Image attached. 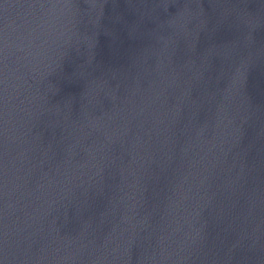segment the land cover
I'll list each match as a JSON object with an SVG mask.
<instances>
[{"label": "water", "instance_id": "1", "mask_svg": "<svg viewBox=\"0 0 264 264\" xmlns=\"http://www.w3.org/2000/svg\"><path fill=\"white\" fill-rule=\"evenodd\" d=\"M0 264H264V0H0Z\"/></svg>", "mask_w": 264, "mask_h": 264}]
</instances>
